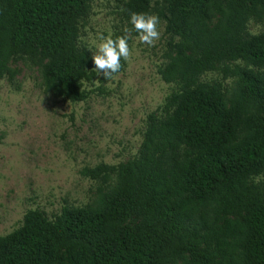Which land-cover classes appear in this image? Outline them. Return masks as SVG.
<instances>
[{
	"label": "trees",
	"instance_id": "1",
	"mask_svg": "<svg viewBox=\"0 0 264 264\" xmlns=\"http://www.w3.org/2000/svg\"><path fill=\"white\" fill-rule=\"evenodd\" d=\"M93 1L0 0V80L21 59L46 91L88 99ZM118 1L126 20L163 22L157 72L171 90L135 155L81 170L101 182L94 199L28 209L0 234V264H264V0Z\"/></svg>",
	"mask_w": 264,
	"mask_h": 264
},
{
	"label": "rangeland",
	"instance_id": "2",
	"mask_svg": "<svg viewBox=\"0 0 264 264\" xmlns=\"http://www.w3.org/2000/svg\"><path fill=\"white\" fill-rule=\"evenodd\" d=\"M261 27L249 24L252 32ZM126 28L130 58L111 79L96 73L85 101L46 91L37 66L25 60L9 63L13 81L0 80V234L18 226L28 209L52 215L63 205L90 202L101 182L81 170L124 162L137 152L147 113L171 90L157 72L166 39L163 22L154 45L141 44L120 1L94 0L80 39L92 55L99 34L115 38ZM216 76L210 72L205 78Z\"/></svg>",
	"mask_w": 264,
	"mask_h": 264
},
{
	"label": "clouds",
	"instance_id": "3",
	"mask_svg": "<svg viewBox=\"0 0 264 264\" xmlns=\"http://www.w3.org/2000/svg\"><path fill=\"white\" fill-rule=\"evenodd\" d=\"M129 23L138 34V43L153 46L160 38L158 15L146 12H130ZM124 35L113 38L111 34H99L98 43L92 54V61L97 75H102L105 80L111 79L114 73L121 70V59L127 61L131 56L129 39L131 30L125 29ZM254 35L258 33H253ZM92 50V49H90Z\"/></svg>",
	"mask_w": 264,
	"mask_h": 264
}]
</instances>
